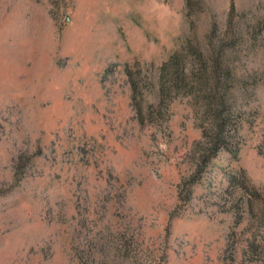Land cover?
<instances>
[{
    "label": "rangeland",
    "instance_id": "374dc122",
    "mask_svg": "<svg viewBox=\"0 0 264 264\" xmlns=\"http://www.w3.org/2000/svg\"><path fill=\"white\" fill-rule=\"evenodd\" d=\"M189 47L232 84L207 163L188 93L159 101ZM260 197L264 0H0V264H264Z\"/></svg>",
    "mask_w": 264,
    "mask_h": 264
},
{
    "label": "trees",
    "instance_id": "16d2710c",
    "mask_svg": "<svg viewBox=\"0 0 264 264\" xmlns=\"http://www.w3.org/2000/svg\"><path fill=\"white\" fill-rule=\"evenodd\" d=\"M231 13L234 14V5H232ZM188 51L192 56H196V59L198 58L199 69H196L193 64L187 66L186 57L179 51L173 53L160 69L159 101L165 102L174 92L188 93L192 107L196 108L204 121L200 126L202 137L197 146L204 151V163H207L221 151L229 148L227 131L235 109L229 94L232 89L228 79L230 72L223 71L218 57L212 59L213 64L209 65L210 61L202 59L198 50L189 47ZM131 88L134 95L133 101H136L137 84L134 81L131 82ZM258 201L264 202V198L260 197ZM263 210L258 209V211Z\"/></svg>",
    "mask_w": 264,
    "mask_h": 264
}]
</instances>
